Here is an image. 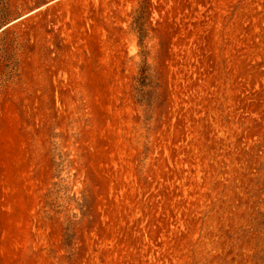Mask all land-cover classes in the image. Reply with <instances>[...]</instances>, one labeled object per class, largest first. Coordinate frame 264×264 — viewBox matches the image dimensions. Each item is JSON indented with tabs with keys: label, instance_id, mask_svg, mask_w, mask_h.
<instances>
[{
	"label": "rangeland",
	"instance_id": "obj_1",
	"mask_svg": "<svg viewBox=\"0 0 264 264\" xmlns=\"http://www.w3.org/2000/svg\"><path fill=\"white\" fill-rule=\"evenodd\" d=\"M139 1L0 0V264H264V0Z\"/></svg>",
	"mask_w": 264,
	"mask_h": 264
},
{
	"label": "trees",
	"instance_id": "obj_2",
	"mask_svg": "<svg viewBox=\"0 0 264 264\" xmlns=\"http://www.w3.org/2000/svg\"><path fill=\"white\" fill-rule=\"evenodd\" d=\"M150 7L148 0H140L138 7L133 14L132 26L138 38V45L142 49L141 55L147 56L148 51L144 49L145 41L149 38ZM0 20L1 17H0ZM165 50L162 43H159V48L155 52L154 66L151 67L146 61L142 62L137 76L133 80L131 93L134 103L142 109V125L146 130L145 136H142V155L146 156L150 150V138L158 125L161 123L168 112V92L165 85V65H164ZM89 196L83 199L82 208L85 211L84 216H90L89 211ZM73 233L69 228H66L63 234L62 246L73 250L72 245ZM72 257V253H71Z\"/></svg>",
	"mask_w": 264,
	"mask_h": 264
}]
</instances>
